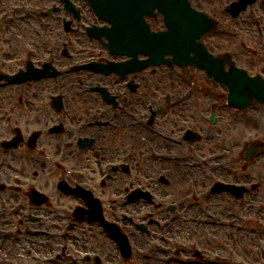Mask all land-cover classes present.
Masks as SVG:
<instances>
[{
	"label": "flooded vegetation",
	"instance_id": "af4514ba",
	"mask_svg": "<svg viewBox=\"0 0 264 264\" xmlns=\"http://www.w3.org/2000/svg\"><path fill=\"white\" fill-rule=\"evenodd\" d=\"M248 15L257 37L246 65L219 32L202 44L264 80V0ZM143 19L159 30L156 14ZM104 26L88 0H0V264H125L95 212L142 254L152 242L137 224L174 226L170 214L197 203L211 226L255 219L264 151H244L264 140V108L231 107L194 65L148 60L143 32L132 56L88 36ZM219 182L243 196L212 193ZM140 192L152 201L130 199Z\"/></svg>",
	"mask_w": 264,
	"mask_h": 264
},
{
	"label": "rangeland",
	"instance_id": "374dc122",
	"mask_svg": "<svg viewBox=\"0 0 264 264\" xmlns=\"http://www.w3.org/2000/svg\"><path fill=\"white\" fill-rule=\"evenodd\" d=\"M193 7L198 10H202L212 17L218 18L221 22L220 30L225 39L234 42L238 46L241 44L239 49L240 65H246L248 59L245 56H249V48L252 43L256 41V32L251 25L249 15H243L239 20L232 21L228 18L223 9L230 0H190ZM226 22L229 23V28L225 29ZM261 165H264V157L257 160ZM198 189L200 190L201 182H195ZM262 194L261 190L259 191ZM264 195L257 197L256 202V216L255 221L248 228H201L196 223L194 227L185 228L180 225V221L176 222L174 226H170L164 231L157 230L156 228L150 229L148 240L153 242V247L149 243V250L141 255L135 248L131 259L126 264H175L167 260L174 258V252L176 249L186 246L190 247L191 251L194 248L199 247L187 239L197 238L198 240H206L205 237L215 238L211 245L208 243L204 244V247L208 248L209 251L201 252L204 254L202 264H237L243 261L247 264H264ZM197 213L192 216H196L198 220L200 215ZM198 215V216H197ZM240 229V230H238ZM192 230V233H191ZM234 233V236H238L236 239H231L230 235ZM138 236V235H137ZM147 238V237H146ZM94 242L97 244H105L98 236H95ZM148 254V255H147ZM189 259H192V253L186 255ZM17 259V258H16ZM180 259L186 263L189 259L181 256ZM13 262L14 264H17Z\"/></svg>",
	"mask_w": 264,
	"mask_h": 264
},
{
	"label": "water",
	"instance_id": "95a60500",
	"mask_svg": "<svg viewBox=\"0 0 264 264\" xmlns=\"http://www.w3.org/2000/svg\"><path fill=\"white\" fill-rule=\"evenodd\" d=\"M114 5L122 10L123 15L121 20L123 21L122 25H128L131 28L136 25V9L143 6L147 8L150 5H154L152 1L158 6L159 11L163 17V23L167 28V31L160 35L159 39V56L160 58L164 54H170L175 57L176 61H181L184 59V56L188 53V49L194 51L193 42L200 37L202 33L211 29L210 21L201 14L195 13L190 10L187 0H112ZM254 0H241L240 4L237 6H231L229 12L234 16L242 9L245 8L247 3H250ZM108 3V0H106ZM104 7V6H103ZM132 9V20H126L128 18V11ZM235 8V9H234ZM141 9V8H140ZM152 7L145 13H150ZM143 14H140L142 16ZM120 21V22H122ZM144 29V27H143ZM145 29L148 31V28L145 26ZM144 29V30H145ZM188 38V39H187ZM196 38V39H195ZM188 48V49H187ZM204 54V51H201ZM195 64H200V62L194 61ZM208 71L209 66L204 65ZM232 79L230 76L226 75L225 83L230 89V92L234 90L233 84L231 83ZM247 84L250 87V91L255 93L256 97L260 100L259 103H264V83H261L257 80H247ZM234 93V91H233ZM263 102V103H262ZM264 105V104H263ZM125 243V242H124ZM126 246V243H125ZM128 248V247H127ZM129 255V251L127 253Z\"/></svg>",
	"mask_w": 264,
	"mask_h": 264
}]
</instances>
